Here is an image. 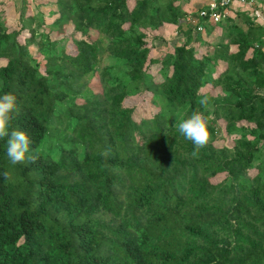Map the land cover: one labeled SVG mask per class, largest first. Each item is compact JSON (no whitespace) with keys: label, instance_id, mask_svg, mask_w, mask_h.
Returning <instances> with one entry per match:
<instances>
[{"label":"trees","instance_id":"trees-1","mask_svg":"<svg viewBox=\"0 0 264 264\" xmlns=\"http://www.w3.org/2000/svg\"><path fill=\"white\" fill-rule=\"evenodd\" d=\"M182 1L18 0L9 19L0 0V94L37 156L13 165L0 139V264H264V27L219 22L201 49ZM67 23L73 52L50 36ZM142 92L157 108L135 119ZM194 111L196 155L176 127Z\"/></svg>","mask_w":264,"mask_h":264},{"label":"clouds","instance_id":"clouds-1","mask_svg":"<svg viewBox=\"0 0 264 264\" xmlns=\"http://www.w3.org/2000/svg\"><path fill=\"white\" fill-rule=\"evenodd\" d=\"M199 104L207 110L209 97L203 95ZM17 112L16 95L10 92L0 94V139L7 138L6 155L13 165L24 163L26 154H28V162L34 163L37 156L30 154V137L26 131L12 127L14 114ZM208 124L209 117L200 111H194L190 116L180 119L176 124L178 132L195 146L193 155H196L200 148L206 146L209 140ZM3 175L5 179H9L7 172Z\"/></svg>","mask_w":264,"mask_h":264},{"label":"rangeland","instance_id":"rangeland-1","mask_svg":"<svg viewBox=\"0 0 264 264\" xmlns=\"http://www.w3.org/2000/svg\"><path fill=\"white\" fill-rule=\"evenodd\" d=\"M31 1V5L33 4L32 1L33 0H29ZM16 3V0H15ZM14 0H8L7 2V6L10 7L6 12H4L3 14L6 15L9 19H15L17 17L18 14V0L17 3L15 5ZM34 5V4H33ZM35 6V5H34ZM42 11L47 13V6H44L42 8ZM55 14L52 13L51 15H46V19L45 21H50L53 16ZM64 32L62 34H56L54 32L50 33L51 37H62L63 39V43H64V48L66 49V51L68 52H73L74 51V45L72 43V38L75 37H79V33L78 32H71L72 28H71V23H67L64 27ZM171 31L172 29H164L163 31H161V33L164 34L165 38H169L170 39V35H171ZM157 32V31H156ZM158 33V32H157ZM96 37V31L93 29H90L88 34H87V38L88 39H94ZM168 47H161V50L159 52H162L164 50H166ZM153 52L152 53H157L156 50L151 49ZM158 54V53H157ZM38 59L41 62V57L40 55L37 56ZM149 70L154 73V77L158 78V73L156 72V65H151L149 66ZM88 85L91 89H93L94 91H98L99 88V83L97 80L96 75H93L91 78H89L88 80ZM77 101H80V99H77ZM124 104L127 106H133V112H132V116L135 119H138L140 117H148L150 116L153 111L157 108L155 105H153L150 102V94L148 92H142L140 94H136V95H131L128 96L124 99ZM222 140V141H221ZM221 140L216 141L218 144L219 143H227L229 144L230 141L227 137L222 138ZM56 139H48V140H43L41 142V144L38 146V149H42L44 148V150H48L49 148L52 147L53 150H55V143Z\"/></svg>","mask_w":264,"mask_h":264},{"label":"crops","instance_id":"crops-1","mask_svg":"<svg viewBox=\"0 0 264 264\" xmlns=\"http://www.w3.org/2000/svg\"><path fill=\"white\" fill-rule=\"evenodd\" d=\"M206 0H184L182 1V9L188 13L195 14V10L201 7ZM253 9H258V11L264 15V0H245L244 2L239 0L232 1L228 7L224 16L217 21L216 23L205 21L203 22V29L200 31L195 30L192 26V29L195 31V35H197L198 41L195 43H199L201 49H204L207 43L211 40H216L217 34L221 32V28L219 22L222 24L226 21H235L240 24L242 28H245L247 22L244 17H247L254 24L260 25L264 27V21L255 16L252 11ZM185 23V22H184ZM185 27V24L182 26V29ZM166 29H172L170 37L176 39L177 35L172 34L175 30L174 26H166ZM264 39V35L262 36ZM219 68V67H217Z\"/></svg>","mask_w":264,"mask_h":264},{"label":"built area","instance_id":"built-area-1","mask_svg":"<svg viewBox=\"0 0 264 264\" xmlns=\"http://www.w3.org/2000/svg\"><path fill=\"white\" fill-rule=\"evenodd\" d=\"M234 0H206V2L195 10V14L190 12L186 13L183 21L200 31L203 29V22L219 21L227 11L228 5ZM244 2L245 0H239ZM252 13L261 18L264 21V15H262L258 9H253Z\"/></svg>","mask_w":264,"mask_h":264}]
</instances>
